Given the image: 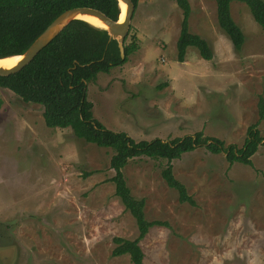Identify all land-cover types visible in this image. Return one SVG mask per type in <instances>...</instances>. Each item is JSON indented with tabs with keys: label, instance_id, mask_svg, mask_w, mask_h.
Returning <instances> with one entry per match:
<instances>
[{
	"label": "rangeland",
	"instance_id": "obj_1",
	"mask_svg": "<svg viewBox=\"0 0 264 264\" xmlns=\"http://www.w3.org/2000/svg\"><path fill=\"white\" fill-rule=\"evenodd\" d=\"M190 31L210 44L178 61L182 11L176 0H140L126 44L140 49L88 86L94 118L136 142L202 132L241 148L264 98V31L243 3L232 16L246 36L237 51L215 0H189ZM0 264H133L113 257L115 238L135 240V218L115 194L113 151L45 125L40 105L0 88ZM264 138V120L259 126ZM253 165L206 147L172 162L195 205L163 179L166 160L136 158L122 170L154 226L141 241L144 264H264V146Z\"/></svg>",
	"mask_w": 264,
	"mask_h": 264
},
{
	"label": "trees",
	"instance_id": "obj_2",
	"mask_svg": "<svg viewBox=\"0 0 264 264\" xmlns=\"http://www.w3.org/2000/svg\"><path fill=\"white\" fill-rule=\"evenodd\" d=\"M132 2L138 8L140 0ZM215 2L219 26L237 51L244 47L246 36L232 16L234 2L245 4L264 31V0ZM176 3L183 16L177 42L178 61L185 62L190 47L197 48L204 60H213L214 52L208 41L190 31L192 9L189 0H176ZM83 7L99 10L114 21H118L121 14L118 0H0V59L22 56L61 14ZM126 41V57L123 59L118 42L111 39L105 29L75 20L23 70L0 76V88L14 93L25 104L42 106L47 127L71 129L78 139L113 151L110 167L115 176L111 181L115 184L116 196L135 218L139 236L135 240L115 238L112 256L129 255L133 264H144L141 241L152 227L168 224L146 219L145 200H138L131 194L122 170L136 158L166 160L168 164L163 170V179L179 193L181 203L194 206V199L175 178L172 162L199 147H206L212 154H225L231 166L234 163L253 165L252 157L264 146L259 130L264 120V98L259 101V121L248 129L247 139L241 148L226 146L219 139L205 138L202 132L172 141L157 138L151 142H136L127 133L108 130L96 120L93 104L88 100L90 83L97 81L100 74H109L113 69L124 66L130 55L140 49L139 44H126ZM2 105L0 100V109Z\"/></svg>",
	"mask_w": 264,
	"mask_h": 264
},
{
	"label": "water",
	"instance_id": "obj_3",
	"mask_svg": "<svg viewBox=\"0 0 264 264\" xmlns=\"http://www.w3.org/2000/svg\"><path fill=\"white\" fill-rule=\"evenodd\" d=\"M121 4L127 6L125 20L120 22L114 21L103 12L93 8H75L68 10L61 14L54 22L42 33V35L33 43V45L22 55V59L18 64L11 69H4L0 67V76H9L23 70L28 66L39 53L46 48L59 34L73 21L81 20L80 15H89L98 18L105 26V30L109 33L111 39L118 42V47L121 57L125 59V41L129 34L130 26L136 7L132 0H118Z\"/></svg>",
	"mask_w": 264,
	"mask_h": 264
},
{
	"label": "bare ground",
	"instance_id": "obj_4",
	"mask_svg": "<svg viewBox=\"0 0 264 264\" xmlns=\"http://www.w3.org/2000/svg\"><path fill=\"white\" fill-rule=\"evenodd\" d=\"M120 8H121L120 22H123L125 20L127 6L125 4H121ZM79 18L82 21H85L95 27L102 28V29L106 28V26L96 17L89 16V15H80ZM21 59L22 57H19V56L0 59V67L4 69H11L15 67Z\"/></svg>",
	"mask_w": 264,
	"mask_h": 264
},
{
	"label": "crops",
	"instance_id": "obj_5",
	"mask_svg": "<svg viewBox=\"0 0 264 264\" xmlns=\"http://www.w3.org/2000/svg\"><path fill=\"white\" fill-rule=\"evenodd\" d=\"M185 63V62H184ZM183 64V63H182Z\"/></svg>",
	"mask_w": 264,
	"mask_h": 264
}]
</instances>
